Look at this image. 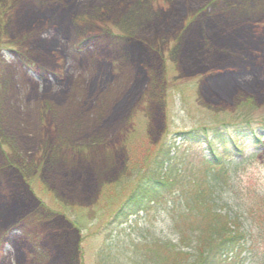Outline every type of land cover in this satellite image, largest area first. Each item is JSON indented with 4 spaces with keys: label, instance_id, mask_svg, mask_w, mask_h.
Listing matches in <instances>:
<instances>
[{
    "label": "rangeland",
    "instance_id": "obj_1",
    "mask_svg": "<svg viewBox=\"0 0 264 264\" xmlns=\"http://www.w3.org/2000/svg\"><path fill=\"white\" fill-rule=\"evenodd\" d=\"M211 3L0 0V264H149L151 252L167 254L158 244L171 236L161 206L136 219L116 218L159 149L172 146L173 133L197 128L210 134L248 121L235 131L264 132V107L235 104L259 74V58L264 62V0ZM196 7L201 20H191ZM213 22L228 36L208 41ZM203 35L214 50L192 60ZM222 43L251 51L239 73L219 69L240 61L233 52L220 58L215 49ZM205 70L211 74L200 77ZM122 81L98 115L100 96ZM75 84L81 101L57 113L58 100L74 103ZM227 87L235 94L227 96ZM240 140V150L254 152ZM203 148L183 145L179 162L200 167ZM263 162L240 172L241 187L253 195L264 191ZM163 169L172 174V167Z\"/></svg>",
    "mask_w": 264,
    "mask_h": 264
},
{
    "label": "trees",
    "instance_id": "obj_2",
    "mask_svg": "<svg viewBox=\"0 0 264 264\" xmlns=\"http://www.w3.org/2000/svg\"><path fill=\"white\" fill-rule=\"evenodd\" d=\"M221 1L214 0L216 4ZM177 7L178 11L180 5ZM196 8L191 20L203 14L202 9ZM81 17L84 19L83 15ZM220 19L225 21L223 16H220ZM217 24L219 23L213 22L210 25L213 28ZM211 26L207 31L209 34L206 33L207 38L209 35L228 36L227 30H222L220 27L222 25L219 24V29H212ZM204 35L201 39L203 47H195L193 52L191 51L194 56L191 57L192 60L195 58L205 60L206 49L210 52L214 50L209 43L205 45ZM207 40L209 41L210 37ZM137 43L140 47L145 46L141 42ZM257 45L254 46V52L258 50L259 54L253 53L254 60L260 55L261 42ZM231 47L232 49L226 43H222V46L215 51L218 50L220 58H225L229 52H233L239 58V63L225 64L219 69L232 68L239 73L241 69L235 68H239L241 61L245 62L244 57L251 56L249 55L251 51L246 52L247 48H237L232 44ZM263 47L264 44L262 46L264 50ZM145 50L148 53L153 52L152 48H145ZM136 56H140V62L146 60L142 59L145 58L144 54H135ZM259 60V74L254 75V83L246 87L244 91L239 89L243 91L238 93L241 98L235 100L237 108L241 107L242 110H259L261 106L264 107V62L262 58ZM252 64L257 65L254 61ZM210 74L211 72L205 70L199 76L203 78ZM124 82L122 81L115 88L116 90L114 89L115 91L100 96L102 106L98 115L101 113L103 115L109 108ZM52 83L57 86L62 84L56 77ZM225 91L227 96L235 94L230 87H227ZM80 94L82 92L79 85L75 84L71 100L74 103L64 101L67 98L60 99L57 103L58 107L55 108L56 112L60 114L64 112L61 111L62 105H67L63 109L75 108V105L81 101ZM53 98L57 101L59 97L54 95ZM254 102L259 105L256 106ZM11 112L10 110V115ZM98 115L94 114L89 118L95 119ZM243 122L225 128L229 130L212 129L210 134L206 133L207 129L204 128L173 133L172 146H162L163 151L159 149L154 161L150 164H153L151 170L147 168V171L143 172V178L125 201L116 218L124 217L126 221L129 218L136 219L152 206L162 207L171 236L162 243L158 241V244L160 249H166L167 254L160 257L157 251L151 252L148 256V259H151L149 264H264V191L263 188H259L253 195L249 192V188L241 187V180H239L243 169L249 168L256 162L264 161V132L250 128L251 133L243 137L242 130L239 133L235 131L237 128H244L246 124H251L248 121ZM89 123L90 121L85 124L91 126ZM260 132L262 133L258 134ZM239 139H242L240 142L246 140L247 144H251L254 152L245 154V151L240 150ZM202 144L205 148L198 154L200 167L193 165L187 168L181 158V163L179 162L180 149L183 145L199 147ZM168 166L172 167V174L169 177L163 169ZM155 167L158 169L155 170ZM253 197L257 198L254 203ZM259 216L262 217L259 218ZM32 260L37 263L41 259ZM144 260L147 262L146 259Z\"/></svg>",
    "mask_w": 264,
    "mask_h": 264
}]
</instances>
